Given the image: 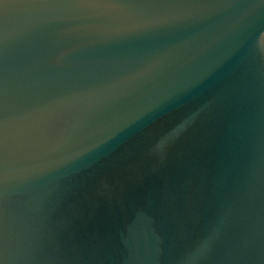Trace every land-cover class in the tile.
<instances>
[{
  "label": "water",
  "instance_id": "95a60500",
  "mask_svg": "<svg viewBox=\"0 0 264 264\" xmlns=\"http://www.w3.org/2000/svg\"><path fill=\"white\" fill-rule=\"evenodd\" d=\"M0 264H264V0H0Z\"/></svg>",
  "mask_w": 264,
  "mask_h": 264
}]
</instances>
